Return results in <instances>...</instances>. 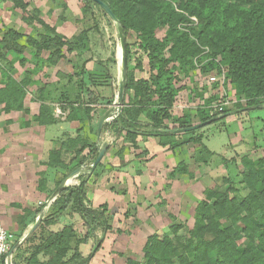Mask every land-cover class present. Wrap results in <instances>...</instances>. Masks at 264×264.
Returning a JSON list of instances; mask_svg holds the SVG:
<instances>
[{
  "label": "trees",
  "instance_id": "1",
  "mask_svg": "<svg viewBox=\"0 0 264 264\" xmlns=\"http://www.w3.org/2000/svg\"><path fill=\"white\" fill-rule=\"evenodd\" d=\"M7 1L28 13L29 3L25 0H0ZM103 1L111 7L124 27L128 60L131 47L127 37L132 32L147 58L148 68L144 72L141 65L139 70L143 75L137 79L128 66L122 112L104 125L103 133L108 130L123 132L125 141L133 144H136L139 135L145 138L154 136L170 148H177L185 142L201 143L202 137L196 135L197 130L184 133L175 130L216 117V114L210 113L209 105L218 97L217 94L206 98L204 104L197 108L196 122L188 112L183 116L172 113L176 98L184 88L179 85L181 79L177 70L189 75L198 64L201 65V73L209 76L215 70L221 72L222 67L227 69L226 77L232 86L235 101L234 109L226 107L222 114L264 105V0ZM82 2L84 13L93 15L94 5L102 9L94 0ZM191 16L197 18V23L190 19ZM26 19L29 23L37 21L46 31L26 34L7 27L0 32V110L29 113L25 107L28 87L39 83L32 80V74L46 65H56L66 59L67 52H76V66L82 65L81 70L76 72L79 79L78 100L71 107L68 118L82 122L93 119L96 112L92 101H84L81 97L85 88L83 78L86 67L74 40L60 34L55 27L33 13ZM160 29L166 31L163 38L157 36ZM45 52L48 53L46 57L43 56ZM17 63L33 67L28 68L25 76L19 79L15 75ZM218 85L215 83L214 87ZM44 93L41 85L39 96L35 98L41 101V110L34 117L41 124L55 119L50 104L44 101ZM65 94L64 99L69 101V93L66 91ZM11 121L7 120V124ZM26 124L29 125V122ZM179 137L184 138L182 143ZM87 146L90 148L89 158L83 156ZM98 149V144L84 142L76 150L71 163L80 157L79 165L85 162L91 164ZM240 160L246 168L242 181L248 192L242 195L238 185L229 177H223L224 190L208 189L206 198L197 207L198 218L182 244L180 254H176L170 236L161 239L154 234L148 237L144 246L145 261L131 258L127 261L130 264H264V158L253 159L243 155ZM47 165L71 169L70 163L60 159L57 149L50 152ZM174 170L187 171L181 163ZM66 176L67 173L63 178ZM87 182V177L83 176L78 185L72 188L66 186L54 202L58 211L74 208L86 228L85 236L78 237L73 225L51 231L34 246L25 264H90L93 254L84 256L80 245L95 236L99 228L105 232L111 225L107 206L95 209L87 203ZM224 220H229L230 225L222 227ZM54 223L56 219L48 216L43 219L42 226ZM41 255L47 260H41Z\"/></svg>",
  "mask_w": 264,
  "mask_h": 264
},
{
  "label": "rangeland",
  "instance_id": "2",
  "mask_svg": "<svg viewBox=\"0 0 264 264\" xmlns=\"http://www.w3.org/2000/svg\"><path fill=\"white\" fill-rule=\"evenodd\" d=\"M25 1L29 3L28 13H24L20 8H16L12 2H0V32L7 27H14L26 34L45 32L46 28L43 25L39 24L37 21L29 23L26 17L33 13L34 16L45 19V21L48 22L50 26L55 27L60 34L74 40L78 52L82 55V60L85 62V67L87 63L91 64L92 67L93 65L94 67H96V65L99 66V70L97 71L99 75L91 73L94 71L85 68L83 81H85V79L91 80L93 78H99L102 79L104 85L108 84L107 87H109L110 91L106 93L103 99L108 103V108L112 107L116 99L121 78V60L119 58L121 43L116 23L103 11V9L96 5L93 6V15L92 13H84L82 10V0ZM190 19L197 23V18L195 16H191ZM165 32V29H160L157 31V36L163 38ZM127 40L131 47L128 66L129 69L133 71L135 78L138 79L143 75L139 70L140 66L142 65L144 72L148 69L147 58L139 49L137 39L132 32L128 35ZM71 54L72 53H70L69 59L66 57L67 64L66 68L64 67L66 71H70L69 73L65 72V74L73 77L69 79L70 83H68L69 86H72L70 89L71 92H69L70 99L69 101L61 100L57 102L53 101L52 104L49 103L52 108L53 116L60 121H65L64 119L66 117L68 118L71 107L74 104L76 105V100H78L76 94L78 92L77 84L79 83V79L76 76V72L81 70L82 65L76 66V52H74L73 55ZM200 67L201 65L198 64L189 75L181 70H177V74L181 79L179 85H183L185 88L179 95L178 103L179 105L187 104L188 107H186L188 109H182L185 110L184 112H188L190 116L194 118L193 120L195 122L198 120L196 116L197 108L204 104L203 101L207 97L213 95L212 89L209 86L210 79L208 78L210 76L209 74H202ZM28 68H32L31 64L24 67L17 63L15 75L19 79L23 78ZM41 72L39 71L38 73L32 74V77L38 76ZM40 76H42V73ZM67 76L65 75L66 80L68 78ZM225 82L227 91L233 95L232 86L229 84L227 78ZM68 84L66 86H68ZM211 84L214 87L213 83ZM29 87L28 92L30 90H36L37 88L39 90L41 85L40 83H35ZM49 87H52V85H49ZM51 90L54 92L57 91L59 95L65 91L62 87H57L55 90L51 88ZM68 90L66 89V91ZM89 92H92V89L85 83V88L81 92V97H84V101L88 100L87 94ZM217 96V98H220L219 94ZM89 99L92 100V98ZM263 106L264 105L259 108H251L248 110H238L237 112L233 110L231 111V115L225 119L200 128L209 136L224 134V136L228 137L235 135L239 136V134H241L244 139L236 144L233 150L229 151L228 154L230 156L228 155L229 159H226V161L217 157L214 158L212 164L209 165H195L193 163L189 168L187 167V171L173 170V172L168 173L169 176H167L166 184L170 192L167 198H162L161 195L158 196L156 200V204L158 205L156 210L158 213L155 217L143 213L138 215L136 212L133 213L130 210L123 214L116 215L115 208H110L111 210L108 211L107 216L111 228L107 229L105 232L102 228H99L95 236L91 237L86 244L80 245V250L84 256H88L91 253L93 254L94 258L91 259L90 264H130L127 261L128 258L143 262L145 261L144 246L148 237L154 234H157L161 239L165 236H170L176 254H180L182 244L186 238H188L190 230L193 228L198 218L199 214L197 212V207L199 203L206 198V191L208 189L224 190L223 177H229L238 185L241 194L245 195L248 190L245 188L242 180L246 168L240 158L243 155H248L253 159L264 158V141H262L261 144L254 143L251 135L253 131L258 133L261 128L264 127L260 119L264 118ZM56 108H61L63 112H65V115L60 114L59 117L55 116ZM227 108L234 109V103L228 105ZM182 109L177 110L180 112ZM116 115L117 111L114 112L113 117L115 118ZM18 116L19 115L16 114V118ZM6 118L7 116L5 117V114L0 110V167L4 165L3 163L9 156L8 152H11L13 148L8 144L6 135H4L8 130ZM111 120H113V118ZM73 129L76 130V127H73ZM91 134L92 138L95 139L96 133L94 129ZM79 138L81 137L78 136L71 139L73 140L71 147L75 148L74 152H76L79 146L83 145L84 142H89L83 138ZM220 141L219 143H222L223 139H220ZM200 154L202 153H199V155ZM64 158L67 161L72 157L64 155ZM51 172L52 171L45 170L44 173L39 174V177L38 174L37 176L32 174L25 186V189L30 192L27 193L25 197L22 196L25 191V189H22L23 184L13 180L11 181V178L7 180L6 175H2V171H0V229H6L11 234L10 250L29 228L34 225L43 207H46L44 219L48 216H53L56 219V223L48 227L42 226V221L39 227L19 245L12 255L13 264H25L34 246L40 243L51 231H58L66 225H73L77 231L78 237L83 238L87 232L80 215L73 207H69L66 211L62 212L58 211V206L54 205L56 199L50 204L47 203L52 193L57 188L58 181L55 183L53 182L51 188L46 190V192L38 193V191L43 189L42 186H46L44 183V176L54 179L55 174ZM211 174H214V177L211 178ZM217 174H220V177L217 176L215 178ZM88 175L89 174H83L74 177L72 179V184H68L67 187L72 188L78 185L83 176L87 177ZM39 209L40 211H38ZM133 211H135V209H133ZM152 216L156 219L153 220L151 218V222L146 226L144 220ZM228 225H230L229 220H224L222 222V227ZM176 227L178 228L175 230ZM74 243L75 240L72 243L73 246ZM70 254H72V252ZM40 259L47 260L43 255H41Z\"/></svg>",
  "mask_w": 264,
  "mask_h": 264
},
{
  "label": "crops",
  "instance_id": "3",
  "mask_svg": "<svg viewBox=\"0 0 264 264\" xmlns=\"http://www.w3.org/2000/svg\"><path fill=\"white\" fill-rule=\"evenodd\" d=\"M47 54L45 52L43 56L46 57ZM69 56L70 53L67 52V59H69ZM67 59L59 61L56 65L44 66L40 70L42 76H40V73L38 76L32 77L33 81H39L43 86L45 90L44 101L47 103L52 104L53 101L65 100L66 89H69L68 93L71 92L72 86H69L68 83L70 82L67 81L69 79H65V75H67L65 72H70L64 69V67L66 68ZM31 67L33 66L31 65ZM98 67V65L92 67L91 64H86L87 69L94 71L91 73L98 74ZM85 83L92 89V92L87 94V99L92 98V106L96 112L91 120L82 122L78 119L69 120L66 117L65 121L51 119L45 123H39L33 119L34 116L40 114L41 110V101L35 99L39 96L38 88L30 90L31 92L29 91L25 97V107L29 110V113L23 111L6 113L2 111L5 117L7 116V120H12L8 124V130L4 135H6L8 144L13 148L11 152H8L9 156L3 163L4 165L0 167L4 169H0V171H2V175H6L7 180L11 178V181L20 182L23 184L22 189H25L26 183L32 174L34 176L38 174L39 177V174L44 173L45 170L52 171L51 173L55 174L54 179L44 176V183L47 187L42 186L41 191L37 190L38 193H44L51 188L53 182H59L66 173L68 175L80 166L88 168L89 162L79 165L80 157L71 163V159L75 157V148L71 147L73 142L71 139L79 136L100 146L101 141H98L97 138L98 123L111 107L108 108V103L103 99L106 93L110 91L107 87L108 84L104 85L102 79L99 78L85 79ZM67 84L68 86H66ZM49 85H52V87H49ZM57 87H62L65 91L59 95L57 91L51 90V88L55 90ZM184 90L185 88L180 91L179 95ZM179 95L174 103L172 113L173 115L183 116L185 110L182 108L188 109V106L187 104L179 105ZM177 109L182 110L179 112ZM16 114L19 115L17 118ZM260 119L264 124V118ZM27 122H29V125L26 124ZM73 127H76V130ZM93 129L96 133L95 139L92 138L91 134ZM196 135L202 137L201 143H182L184 138L179 137L178 140L182 144L177 148H170L169 145H162L159 139L154 136L145 138L139 135L136 144H133L125 141L123 132L106 131L103 133L102 140L109 142V149L97 168L87 176V203L95 209L107 206V213L111 210L110 208H115L116 215L130 210L138 215L143 213L155 217L158 213L156 200L160 195L162 198L168 197L170 190L166 184L167 176H169L168 173L173 172L179 163L183 165L184 169L188 170L187 167L189 168L193 163L195 165H209L217 157L226 161L230 156L229 151L233 150L236 144L244 139L241 134L228 137L224 134L209 136L202 129L197 130ZM251 135L254 143L261 144L264 141V127L258 133L253 131ZM220 139H223L222 143H219L221 142ZM111 140L112 143H110ZM53 149L60 151V159L70 163V170L47 165L50 152ZM89 152L90 148L87 146L83 151V156L89 158ZM199 153L202 154L199 155ZM64 155L72 158L66 161ZM214 174H211V178L214 177ZM219 175H215V178L220 177ZM29 192L25 189L22 196L26 197ZM153 216L144 220L146 226L151 222V218L156 219Z\"/></svg>",
  "mask_w": 264,
  "mask_h": 264
},
{
  "label": "water",
  "instance_id": "4",
  "mask_svg": "<svg viewBox=\"0 0 264 264\" xmlns=\"http://www.w3.org/2000/svg\"><path fill=\"white\" fill-rule=\"evenodd\" d=\"M97 4H99L102 9L107 13V15L116 23L117 25V30H118V35L121 43V50H122V56H121V78L119 81V88L118 92L116 94V99L113 104V106L101 117L98 123L97 127V138L98 141H101V145L99 146L98 152L91 164H89L88 168H85L83 166H80L73 170L70 174L65 177L60 184L57 186L55 191L52 193L50 199L47 201L48 204H50L52 201H54L59 193L69 184V182L77 176H80L81 174H91L97 166L101 163L103 160L106 152L109 149V142L107 140H102L103 137V127L104 125L109 122L113 117V114L115 111H117V115L122 112L123 106H124V96H125V89H126V83H127V78H128V57H127V52H126V38H125V33H124V27L120 20L116 17L114 14L113 10L111 7L103 0H94ZM262 105L254 106V108H259ZM243 110V109H242ZM238 110H236L237 112ZM116 115V116H117ZM231 115V111L223 114H219L216 117H213L212 119L199 122L197 124H194L192 126L186 127V128H178L175 130L177 133H184L188 131H193L197 130L200 128H203L209 124H211L214 121L226 118ZM46 211V207H43L42 210L40 211L36 222L34 223L33 226L29 228V230L23 235V237L14 244V246L10 250V259L13 255V252L19 247V245L28 237L30 236L41 224V222L44 219V214Z\"/></svg>",
  "mask_w": 264,
  "mask_h": 264
},
{
  "label": "built area",
  "instance_id": "5",
  "mask_svg": "<svg viewBox=\"0 0 264 264\" xmlns=\"http://www.w3.org/2000/svg\"><path fill=\"white\" fill-rule=\"evenodd\" d=\"M196 21V19L194 18ZM207 51L208 49L205 48ZM226 71L227 69L225 67H222V71H213L210 74V88L212 89L213 94H219L220 98H216L215 100L212 101V103L209 105L210 108V113L212 115H219L222 114V112L225 110V108L233 103L235 101L234 96L232 93H229L227 91L225 84H226ZM213 85L215 83H218L219 87L215 89ZM208 98V97H207ZM204 103V101H203ZM55 116L59 117L60 114L65 115V112L61 108H56L55 109ZM112 143V140L110 141ZM10 238L11 234L6 230V229H0V264H13L12 263V257L10 259Z\"/></svg>",
  "mask_w": 264,
  "mask_h": 264
},
{
  "label": "bare ground",
  "instance_id": "6",
  "mask_svg": "<svg viewBox=\"0 0 264 264\" xmlns=\"http://www.w3.org/2000/svg\"><path fill=\"white\" fill-rule=\"evenodd\" d=\"M121 56H122V50H121V47L119 48V58H120V60H121ZM72 181L73 180H71L70 182H69V184L71 183L72 184Z\"/></svg>",
  "mask_w": 264,
  "mask_h": 264
}]
</instances>
